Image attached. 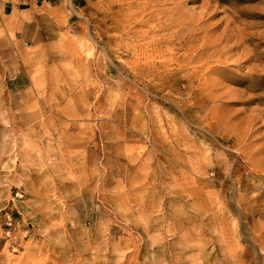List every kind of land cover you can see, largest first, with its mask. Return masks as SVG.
Wrapping results in <instances>:
<instances>
[{
    "label": "rangeland",
    "instance_id": "1",
    "mask_svg": "<svg viewBox=\"0 0 264 264\" xmlns=\"http://www.w3.org/2000/svg\"><path fill=\"white\" fill-rule=\"evenodd\" d=\"M0 264H264V0H0Z\"/></svg>",
    "mask_w": 264,
    "mask_h": 264
}]
</instances>
